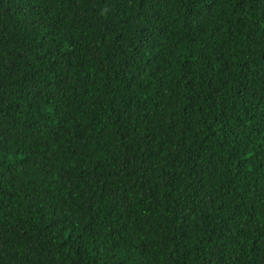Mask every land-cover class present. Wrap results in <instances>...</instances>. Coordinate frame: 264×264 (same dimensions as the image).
<instances>
[{"label":"trees","instance_id":"obj_1","mask_svg":"<svg viewBox=\"0 0 264 264\" xmlns=\"http://www.w3.org/2000/svg\"><path fill=\"white\" fill-rule=\"evenodd\" d=\"M0 264H264V0H0Z\"/></svg>","mask_w":264,"mask_h":264}]
</instances>
